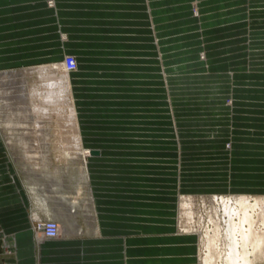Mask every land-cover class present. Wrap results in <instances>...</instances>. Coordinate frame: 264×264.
I'll return each instance as SVG.
<instances>
[{
    "label": "crops",
    "instance_id": "0c3cea01",
    "mask_svg": "<svg viewBox=\"0 0 264 264\" xmlns=\"http://www.w3.org/2000/svg\"><path fill=\"white\" fill-rule=\"evenodd\" d=\"M182 1L53 0L50 5V0H0V70L61 63L67 54H78L80 64L85 62L84 71L93 70L96 76L97 70L118 71V77L114 78L118 84L130 86L132 83L141 86L143 91H150L154 72L158 73L160 82L162 77L168 83L166 56L168 50L173 49L171 44L175 46L174 53H185L175 56V69L192 67L198 62L202 67L207 65L209 70L215 57L208 58L204 39L214 34L213 28L221 25L238 30L249 16L248 24L256 26H247L249 29H256L258 34L264 30V0H255L248 10L245 7L242 14L234 12V16L227 7L231 0H194L201 13H205L210 28L205 26L207 22L202 23V17L198 18L200 26L194 25L192 16L184 18L182 14L187 12L182 10ZM178 17L179 23H188L198 28L196 32L201 31L196 43L197 48L205 52V60L200 59L197 52L187 55L186 40L178 38L175 43L173 37H168V20L176 21ZM258 34L251 35V42L242 44L240 47L244 49H239L238 53L247 55L246 47L254 45L253 41L260 45L256 52H264L261 48L264 35ZM243 61L240 66L246 69L239 75L243 80L236 83L239 73L228 61L226 66L230 70L213 78L218 83H213L208 93L233 91L234 84L242 86L245 92L251 87L264 88V54L260 53L258 58L247 55ZM76 72L79 71L73 72L71 79L75 96V75L79 74ZM127 77L131 78L127 80ZM169 101L173 103L179 128L180 142H177L181 163L178 169L169 166L171 172H168L159 167L152 172L148 164L142 166L141 173L135 174L130 167L133 157H104L97 149L99 155L88 161L89 165H95L89 177L94 175L99 181L94 180L93 185L90 182L94 208L87 204L92 194L84 201L89 232L83 237L73 236L72 231L54 238L36 234L34 221L39 219L54 218L60 222L68 219L69 225L74 222L68 193L49 185L45 190L30 187L29 181L17 173L8 158L7 143L0 130V264H195L197 238L177 233L174 195L178 187L183 190V185H191L201 192L205 183L212 188L219 184L233 191L264 192V106L253 111L245 104L250 99L240 97L234 100L238 106L231 109L226 104L222 111L211 109V102L207 103L210 113L205 114L201 135L215 146L205 147L200 167L190 170L191 174L204 172L200 182L191 179L187 185L181 173L184 142L179 127L181 119L177 116L176 102L170 97ZM257 115L258 121L254 119ZM82 130L85 140L83 127ZM225 142H230V149L223 151L219 144ZM85 146L90 148L86 140ZM220 151L223 153L219 154ZM174 156L178 157L176 152ZM147 157L141 159L149 160L151 155ZM119 165H126V170ZM79 201L76 196L70 203L77 206Z\"/></svg>",
    "mask_w": 264,
    "mask_h": 264
},
{
    "label": "rangeland",
    "instance_id": "374dc122",
    "mask_svg": "<svg viewBox=\"0 0 264 264\" xmlns=\"http://www.w3.org/2000/svg\"><path fill=\"white\" fill-rule=\"evenodd\" d=\"M194 2V0L182 1V10L187 12L186 14L183 13L182 15L184 18L192 16L195 20L194 25L196 26L198 23V26H200L199 24L201 21L199 22L198 18H203H201L202 23L207 22V20H205V13H201V10H199L197 4L195 5ZM254 2L255 0H231L229 6L227 7H229L231 11V16H234V12H237L236 14H238V12L242 14V12H244V8L246 7L245 10H248L249 5H253ZM49 4L53 5V0H50ZM167 6L171 7L173 5ZM234 8H239V10L233 11ZM169 12L170 10H168V13ZM221 13L222 12H219L218 16H221ZM224 15L226 16V10L224 11ZM178 18L179 19L176 20L177 22L173 18L168 20V25L166 26L168 37H173V41L175 43L180 40L178 38L186 40L188 42L187 51L185 50L187 55L189 56L191 53L194 54L197 52L199 53L198 57L202 60H205V52L197 48L198 43H196V40L200 39L198 33L201 31L196 32L198 28L196 29V27L193 26L190 27V24L188 23H179L181 19L180 17ZM181 18L183 17L181 16ZM249 19L250 17L248 16L245 20L247 23L241 24L239 26L240 29L238 30H233L228 26H217L218 29H216V27L212 29L214 34L204 39V45L206 46L207 52H209L208 58L209 56L215 57L214 63L211 62L209 65V70L207 65L202 67V64L198 62L194 63L192 67H179V69H175V56L177 57L185 53L183 51H177L174 53L173 50L175 46L174 44H171V48L173 49L168 50L166 56V65L168 67V83L164 82L162 77V82H160L158 73L154 72L151 76L152 79L149 86L150 91L148 90L149 92L147 90L143 91L141 86H134L132 83L130 86H128L129 84H118L116 80L114 81V78L116 79L118 77L116 75L120 73L118 71L115 72L114 70L110 69L97 70V76L94 75L95 72H93V70H89V72L84 71L85 62L83 60V63L80 64L78 54H67V57L61 63H40L29 67L0 70V73L6 72L4 76L8 77L10 75L13 76L16 74L23 75L25 77V81L28 83L35 82L37 80L36 73L32 72V75L30 72H26L27 69H30L31 67L37 68L48 66L49 70L55 75H58L60 70L63 71L67 69V71L70 73V82L72 79V73L79 71L76 72L79 74L75 75L76 85L74 86L77 97L74 94L72 82L71 87L74 104L79 117V130L83 152L85 154L80 155L79 157H74L68 153L63 156L60 148L55 144L58 134L57 132H54V130L50 132L51 138L47 147L48 152L45 154L47 158L42 157L38 162L29 159L30 157L26 151L29 143L26 141L24 142V140H20L18 138V132L14 131L12 133L13 143L7 144L8 158L11 159L14 167L17 170V173L29 181L30 187L38 190H45L48 185L54 186V188L62 189L65 194L68 193L67 196L69 197L70 202L74 201L76 196L79 197L80 201L77 206H74L69 202V206L71 207L70 212L73 214L72 218L74 219L72 224L69 225L68 219H63L60 222L54 218H46L42 220L39 219L34 221V224L37 225L41 221L43 222L53 220L59 226V236H64L66 234L68 235V231H72L71 234L75 237H83L88 234L89 225L87 223V217L83 212V207L85 204L84 201L87 195H91L93 193L91 183L93 185L94 180L99 179L94 175L89 177V172L94 173L92 167L95 165H89L88 161H90V157L96 156L90 154L91 148L102 151V156L104 157H133L131 158L132 161H130L132 162L130 163V167L133 168L134 171L132 172L135 174L141 173L143 170L142 166H146L148 164H151L150 166L152 172L156 170L158 171L159 167L163 170L165 169L168 172H171L169 166H173L175 169L177 167L178 169V165L181 163H179L178 159V142L180 141L177 137V131L179 128L177 127V119L175 118L173 103L169 101V97L171 100L176 102L175 105L178 113L177 116L181 119L179 127L181 128L183 135L182 139L184 141L182 148V178L185 180L187 185L190 183L191 179L200 182V177L205 175L204 172L196 171L194 174H191L190 170H192L193 167H200L201 164L199 163L202 162L203 156L207 150L205 147L211 148L215 146L212 144V142H206V139L201 135V132L205 126V114L210 113V109H207V103L211 102L209 106L211 109L213 107V109L218 108L222 111L227 106L226 104H228V106H230L229 108L231 109L233 106H238L234 100L240 97L250 99V101L245 102V104H247L250 109H254L253 111L262 109L264 106L263 87L257 89L251 87L245 92L244 89L242 90V86H240V88L238 84H234L233 91L228 90L227 93L224 92V94L220 93L215 95L214 93L212 94V92L208 93V90H212V84L218 83L217 80L213 78H217V74H222L225 71L230 70V68L226 66L228 65V61H230V65L233 66L231 68H235L237 73H239L236 75V83H238L239 80H243V78L239 77V75L242 74V72L246 69L240 66L242 63H244L243 60H245V57L248 55V58H258L260 53L264 54L263 50L256 52V49L260 48V45H255L254 41L252 42L254 45L246 47L247 55L238 53L239 49H244L243 46L240 47L242 44L251 42V35L258 34L256 29H249L247 27H256L248 24L250 21ZM240 21H244V19H241ZM218 22L219 21H217V23ZM205 26L210 28L208 22L205 23ZM258 28H260V26L257 24V29ZM260 33L264 35V30H262ZM261 44V48H264V41ZM178 49L180 50V48ZM210 52L212 53L210 54ZM64 56H66V54ZM71 58H73L76 62V68L74 70L69 69L67 65V61ZM248 63L251 65V62ZM152 71H155V69H152ZM121 77L123 78V76ZM130 78L131 77H127V80ZM237 102L243 103L241 101ZM234 110L237 112L238 109L234 108ZM212 112L213 111H211V113ZM190 116L194 118L192 121L187 120V117ZM258 117L259 116L257 115V118L254 117V119L258 121ZM55 120L56 118L53 116L50 120V130L56 127ZM82 127L86 135V144L90 146V148L85 146ZM0 130L4 140L6 141V137H9L11 132L3 128L1 125ZM219 145L223 146V151H225V148L228 150L230 149V142H225L224 144L220 143ZM223 151H220L219 154L223 153ZM175 152L178 156L176 159L174 158L176 157L174 156ZM149 154L151 155L149 160L141 159L148 158L147 156ZM166 158H168L170 161ZM158 162L161 163L159 164ZM113 166L117 167V165ZM119 166H124L126 170V165ZM108 167L112 166L109 165ZM178 177L180 178L181 176L179 175ZM181 182L182 180H180V183ZM203 186L204 188L201 192L195 191L191 185H183L184 191L180 186L178 187L177 195L175 194L173 199L176 231L179 234L186 235L187 233L181 228L180 199L181 196L185 194L194 195L198 198V203L200 205L199 214L201 215L202 213V219L198 230L192 233V236L197 238L195 264H205L203 261L204 255L207 251V248L204 245L206 242L205 233L209 232L211 234L213 230V225L209 222L206 215L208 213V209L210 210L212 205L220 207L219 213L222 214L223 208L221 207V204L224 199L228 200L230 204L234 205L235 202L232 198L237 195L249 196L251 199L254 197V195L264 198V192L248 190L233 191L231 188L222 187L219 184H216L213 188L209 187L207 183L203 184ZM212 196H216L217 200L215 198L213 199ZM229 198H231V200H229ZM91 199L92 200L89 201L88 198L87 204H90L89 207L93 209V194L91 195ZM202 201H204V203ZM260 213V210H257V212L255 210L254 212L253 217L254 219L256 217L257 220L255 221V228H257L259 232L264 233V227H262L263 225L260 223ZM227 219L228 217L226 216L223 219L224 222L220 223L223 225L222 232L226 228L227 223L225 222ZM232 219H236V216H234ZM256 222L258 223L257 226ZM259 225L261 226V229ZM37 233L40 232L36 230V234ZM200 238L204 239L202 243L199 241ZM224 238L225 240L221 239L222 243L220 242L221 244L218 248L222 249V256L224 255V251L227 250V247L224 246V242L228 239L227 237ZM262 247H264V244ZM262 249L263 251H259L258 249V254L251 253V255H249V264H264V253H262L264 252V248ZM210 264H225V261L223 257H216Z\"/></svg>",
    "mask_w": 264,
    "mask_h": 264
},
{
    "label": "bare ground",
    "instance_id": "6f19581e",
    "mask_svg": "<svg viewBox=\"0 0 264 264\" xmlns=\"http://www.w3.org/2000/svg\"><path fill=\"white\" fill-rule=\"evenodd\" d=\"M68 68L74 70L76 66ZM26 72H30L32 75V72L36 73L37 80L28 83L23 75L16 74L8 77L4 76L6 72L0 73V125L11 132L10 136L6 137V143H13L12 133L18 132V138L29 143L26 148L29 159L38 162L42 157L47 158L45 154L48 152L50 132L54 130L58 134L55 144L58 145L63 156L68 153L74 157L85 154L72 95L70 73L66 69L60 70L59 74L55 75L48 66L31 67ZM53 116L56 118V127L50 130V120ZM92 150L95 149H90L91 155ZM96 153L98 155L99 151ZM212 198L216 199V196H212ZM232 199H234V205L230 204L228 200L222 201V214L219 213L220 207L212 205L210 210L208 209L206 216L213 225V230L211 234L205 233L206 242L204 245L207 251L204 258L202 257L205 264H210L216 257H223L225 264H249L251 253L258 254V249L263 251L264 233L255 228L257 220L253 215L255 210L256 212L260 210V223L264 227V198L254 195L251 199L249 196L237 195ZM202 202L204 203V201ZM199 208L196 196L189 194L181 196V228L187 233L186 235H193L192 233L196 232L201 225L202 213L199 214ZM226 216L228 217L227 221L225 220L227 225L225 224L226 228L222 232L223 225L220 223L224 222L223 219ZM234 216L236 219L233 220ZM257 224L256 222V226ZM223 236L228 240L224 242L227 250L222 256L223 251L218 248L222 243L221 239L225 240ZM203 240L200 238V243Z\"/></svg>",
    "mask_w": 264,
    "mask_h": 264
},
{
    "label": "built area",
    "instance_id": "2783aa9c",
    "mask_svg": "<svg viewBox=\"0 0 264 264\" xmlns=\"http://www.w3.org/2000/svg\"><path fill=\"white\" fill-rule=\"evenodd\" d=\"M67 65L70 68H75V60L71 58L67 61ZM36 228L38 231L44 236L45 238H54L58 236L59 232V226L58 224L53 220L48 221H41L39 224L36 225Z\"/></svg>",
    "mask_w": 264,
    "mask_h": 264
},
{
    "label": "water",
    "instance_id": "95a60500",
    "mask_svg": "<svg viewBox=\"0 0 264 264\" xmlns=\"http://www.w3.org/2000/svg\"><path fill=\"white\" fill-rule=\"evenodd\" d=\"M98 150H92V155H96Z\"/></svg>",
    "mask_w": 264,
    "mask_h": 264
}]
</instances>
